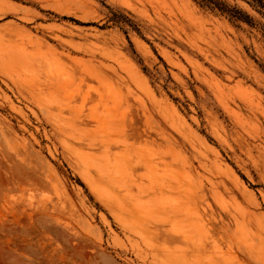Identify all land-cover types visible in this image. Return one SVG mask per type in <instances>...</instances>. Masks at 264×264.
Wrapping results in <instances>:
<instances>
[{"label":"rangeland","instance_id":"rangeland-1","mask_svg":"<svg viewBox=\"0 0 264 264\" xmlns=\"http://www.w3.org/2000/svg\"><path fill=\"white\" fill-rule=\"evenodd\" d=\"M220 1L255 26L0 0V264H264V17Z\"/></svg>","mask_w":264,"mask_h":264},{"label":"trees","instance_id":"trees-1","mask_svg":"<svg viewBox=\"0 0 264 264\" xmlns=\"http://www.w3.org/2000/svg\"><path fill=\"white\" fill-rule=\"evenodd\" d=\"M202 5V7L207 8L211 11H217L225 16H227L231 21L237 22H244L250 26H255L253 19L244 13L243 11L239 10L236 7H231L226 3L221 2L220 0H195ZM258 6L261 8L262 11L259 13L264 17V3L262 0H253ZM254 6V5H251ZM261 30L263 31L264 36V24L261 25Z\"/></svg>","mask_w":264,"mask_h":264}]
</instances>
